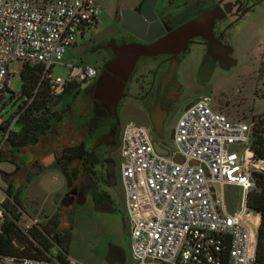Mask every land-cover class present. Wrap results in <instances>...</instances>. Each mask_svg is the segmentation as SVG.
Returning <instances> with one entry per match:
<instances>
[{
  "label": "rangeland",
  "instance_id": "obj_1",
  "mask_svg": "<svg viewBox=\"0 0 264 264\" xmlns=\"http://www.w3.org/2000/svg\"><path fill=\"white\" fill-rule=\"evenodd\" d=\"M96 1L104 10L97 28L86 33L83 39H76L75 46L64 56V64L89 65L96 70L102 67L103 54L94 52V45L106 42L116 30L106 28L108 0ZM224 3L232 9L225 12L217 21V28L210 32L218 47L224 50V56L212 60L207 79L199 82L202 67L211 60L204 43L191 44L180 53L171 80L165 86L158 77L166 66L152 82L150 69L155 61L140 58L115 114L89 94L94 80L79 84L76 95L52 98L47 111L36 114L39 119L50 118L51 126L35 136L34 144L19 149H11L6 141V136L18 132L16 120L20 117L18 106L22 101L18 99L21 64L12 62L9 92L0 99V132L4 136H0V146L3 144L8 149L0 152V160L8 161L0 162V220L6 215L2 204L11 208V203L4 202V191L10 185L12 194L18 193V205L12 207L21 230L40 228L58 215L55 232L60 244L51 242L50 256L54 246L68 245L67 256L82 264H133L118 174L122 127L134 123L150 129L151 110L160 104L165 109L162 138L155 132L150 133L152 139L171 153L177 152L172 130L183 110L201 96L210 97L212 108L230 119L251 123L264 114V0H225ZM66 72V67L56 66L52 76L64 77ZM65 108L61 121L54 122L52 114ZM79 143H83L87 155L84 161H72L65 167L68 184L63 174L65 161L58 160L64 148ZM231 149L239 152L237 146ZM51 155L54 159L44 167L41 160ZM74 188L77 193L72 196ZM215 190L219 194L218 186ZM223 203L228 214L237 212L243 203L241 190L224 187ZM104 204L110 205L111 213L98 210ZM252 228L256 231L255 226Z\"/></svg>",
  "mask_w": 264,
  "mask_h": 264
},
{
  "label": "built area",
  "instance_id": "obj_2",
  "mask_svg": "<svg viewBox=\"0 0 264 264\" xmlns=\"http://www.w3.org/2000/svg\"><path fill=\"white\" fill-rule=\"evenodd\" d=\"M100 8L96 0H0V95L9 90L12 62L39 65L40 81L54 96L71 83L92 82L94 67L63 59L99 21ZM56 66L66 67L64 77L52 76ZM257 117L230 119L201 96L172 130L177 152L157 141L166 155L155 151L145 126L122 127L118 174L133 264H255L261 215L246 208V197L255 189L252 173L264 171V161L253 156ZM226 186L243 194L234 214L223 203ZM59 251L54 246L47 261L2 255L0 264H82L69 256L60 262Z\"/></svg>",
  "mask_w": 264,
  "mask_h": 264
},
{
  "label": "trees",
  "instance_id": "obj_3",
  "mask_svg": "<svg viewBox=\"0 0 264 264\" xmlns=\"http://www.w3.org/2000/svg\"><path fill=\"white\" fill-rule=\"evenodd\" d=\"M40 78L41 67L39 65L21 64L19 72L20 96L18 99L21 98L22 101L18 106L20 117L16 120L18 132L6 136V141L11 149H19L29 143L34 144L36 142L35 136L50 128V118L39 119L36 115L47 111L50 99L62 95L73 96L79 91V84L71 83L59 95L54 96L50 93L47 83L40 81ZM4 96L0 95V99H3ZM65 112L66 108L58 114H52L54 116L53 121L60 122L62 114ZM0 136L1 138L4 137L1 132ZM253 136V156L256 160L264 161V114L257 117ZM86 155L87 151L83 143L62 150L58 161H65L63 174L68 184L69 178L65 167L72 161H84ZM252 178L255 189L247 194L246 208L261 215V221L257 227L255 264H264V171L252 173ZM4 194L6 195L4 202L11 203V208L2 204L6 215H3L0 220V256L7 255L47 261L50 257L51 242L56 245L60 244L59 236L55 232L58 215L52 216V219L40 228L33 226L23 231L16 224L18 216L15 215V209L12 207V205H18V193L13 195L10 185H7ZM58 248L60 251L55 259L63 263L65 256H67L68 245Z\"/></svg>",
  "mask_w": 264,
  "mask_h": 264
},
{
  "label": "flooded vegetation",
  "instance_id": "obj_4",
  "mask_svg": "<svg viewBox=\"0 0 264 264\" xmlns=\"http://www.w3.org/2000/svg\"><path fill=\"white\" fill-rule=\"evenodd\" d=\"M224 2L225 0H156L153 11L157 19L168 29L163 35L167 41L172 42L182 36H187L185 42L188 43L184 49L191 44L204 43L209 48L211 61H214L215 59H223L224 50L218 47L216 41L211 37L210 32L217 28V21L224 16L225 12L231 11L232 9L230 4H225ZM141 3L142 0H108V6L105 11L107 21L106 28L116 30V32L114 36L109 38L106 42L94 45L93 51L103 54V63L102 67L97 70L96 78L92 84H90L89 94L93 95L94 85L106 73V65L114 59L113 46L130 43L143 44L139 39L128 34L120 27L122 12L132 10L134 12H139ZM128 6L131 8H128ZM103 12L104 10L100 8V15ZM98 24L99 21L93 26L92 30L96 29ZM206 29L208 31H206ZM178 46H183V44ZM178 46L174 44L168 46L170 53L158 56L160 58L150 69L152 82H155L160 67L166 66V70L158 77L159 81L169 72L172 66H176L177 58L184 50L182 49L178 54H175V49H177ZM158 109L159 113L165 115V109L160 104ZM151 113L154 115L156 112L152 109ZM149 130L154 133L152 125ZM76 193L77 189H72V196Z\"/></svg>",
  "mask_w": 264,
  "mask_h": 264
},
{
  "label": "water",
  "instance_id": "obj_5",
  "mask_svg": "<svg viewBox=\"0 0 264 264\" xmlns=\"http://www.w3.org/2000/svg\"><path fill=\"white\" fill-rule=\"evenodd\" d=\"M156 0H142L140 11H123L120 27L128 34L139 39L143 44L130 43L120 46H113L114 59L108 63L104 76L93 87V98L107 105L113 113L116 111V106L124 94L125 85L132 73L136 62L142 57H155L165 53H169L168 46H172L174 41L169 42L163 36L168 30L165 25L157 19L154 13ZM128 8H131L128 6ZM187 37L181 40L183 46L175 49V54L185 48L188 42H185ZM211 60L205 63L199 74V82L207 79L211 71ZM174 66L167 73V76L162 80V86L171 79ZM156 113H151V123L153 130L159 139L162 138L161 124L164 119V114L159 113L158 105L153 108ZM51 134V132H48ZM46 134V133H42ZM155 151L161 155H166V151L162 149L157 141L153 142ZM54 156L41 160L44 167L48 166ZM172 160L176 163L182 161L179 155H175ZM101 213H111L112 209L109 204H104L98 209Z\"/></svg>",
  "mask_w": 264,
  "mask_h": 264
},
{
  "label": "crops",
  "instance_id": "obj_6",
  "mask_svg": "<svg viewBox=\"0 0 264 264\" xmlns=\"http://www.w3.org/2000/svg\"><path fill=\"white\" fill-rule=\"evenodd\" d=\"M206 31H208L207 29H206ZM185 37H187V36H185ZM183 39V36L182 37H180V38H178V39H176L175 41H174V45H181V44H183L182 43V40ZM180 46H178L177 48H179ZM167 50H168V47H167ZM180 52V51H179ZM169 53H170V50H169ZM165 54H168V53H165ZM165 54H162V55H165ZM158 56H160V55H158ZM158 56H155V57H142V58H144V59H152L153 61H155V63L158 61V59L160 58V57H158ZM157 57V58H156ZM140 60V59H139ZM138 62V61H137ZM136 62V63H137ZM155 65V64H154ZM107 66V65H106ZM144 66V65H143ZM135 67H136V64H135V66H134V69H135ZM162 67H165V66H162ZM162 67H160V69L162 68ZM145 68V67H144ZM152 68V67H151ZM134 69H133V71H134ZM159 69V70H160ZM146 70V69H145ZM133 71H132V73H133ZM165 71V70H164ZM164 71H161V73H163ZM131 73V74H132ZM131 74H130V76H131ZM166 76H167V74H165L164 75V77L160 80L161 82H162V80H164L165 78H166ZM130 78V77H129ZM171 80V79H170ZM170 80L168 81V82H170ZM167 82V83H168ZM166 83V84H167ZM124 94H125V89H124ZM121 100V99H120ZM2 149H6L7 151H8V149L7 148H4V146L2 145V147L0 148V152H1V150ZM0 162H8L7 160H0ZM10 174H12V173H10ZM10 174H8V175H10Z\"/></svg>",
  "mask_w": 264,
  "mask_h": 264
}]
</instances>
